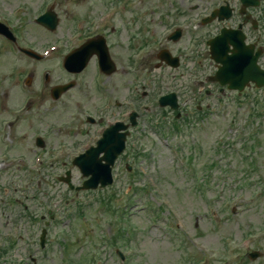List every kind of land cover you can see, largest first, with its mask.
I'll return each instance as SVG.
<instances>
[{"label":"rangeland","instance_id":"rangeland-1","mask_svg":"<svg viewBox=\"0 0 264 264\" xmlns=\"http://www.w3.org/2000/svg\"><path fill=\"white\" fill-rule=\"evenodd\" d=\"M17 3L24 7L19 12L25 15H34L54 4L61 22L58 29L47 31L31 17L21 21L28 29L20 33L24 45L46 53L42 61L12 52L13 48L0 38V45L5 48L0 46V241H5L2 235L7 231L17 235L13 248L0 256V264H31L28 253L36 257L38 264H74L73 261L84 256H98L100 264H121L112 251L117 246L108 245L103 238L107 233L119 236L114 222L123 233L124 230L132 233L126 239L127 247L118 245L126 255V264H189L185 257L199 259L198 264H264V231L260 230L264 224V90L248 92L258 96L261 103L257 104L244 95L237 98L233 92L218 99L216 92L200 98V88H195L196 95L210 110L199 120L190 114L183 118L182 114L175 121L180 124L179 131L171 129L173 115L167 112V122L157 129L154 125L160 123L161 109L150 105L151 100L156 103L159 94L173 89L174 83L168 79L161 85L164 71L158 76L153 70L151 81L140 80L134 89L137 107L145 102L150 109L140 111L136 139L117 160L112 185L79 192L72 199V191L56 177L69 165L49 161L50 157L53 160L58 157L54 149L60 143L55 146L52 142L53 146L44 149L37 169L38 147L34 140L36 135L53 134L56 125H66L65 135L55 132L53 136L56 140L65 139L69 146L85 138L81 135L86 124L81 113H77L78 107L88 105L85 110L91 112L98 101L89 100L90 86L85 75L72 93L52 101L48 88L64 81L67 75L59 70L60 62L49 51V44L59 42L54 37L63 35L62 45H69L68 13L80 15L86 8L100 11L102 1L2 0L1 6L14 17ZM46 68L53 73L47 83L40 78ZM29 73L36 75L26 85L24 79ZM193 73L195 79H203L200 71ZM183 76L187 73L183 72ZM39 85L46 91L43 95L37 94ZM128 93L133 95V89ZM27 97L32 98L33 104L20 114ZM190 100L189 96L180 97L183 106L190 105ZM252 110L263 114L258 116ZM188 118L192 122H187ZM188 155L192 159L187 167L184 158ZM126 163L130 170L126 169ZM70 173L72 183L81 181L76 167L71 165ZM110 194L113 197L108 199ZM127 197L130 202L124 205ZM65 199L69 206L64 205ZM121 207L126 208L123 216L126 222L120 216ZM47 208L63 220L48 229V244L40 250L37 238L43 224L37 219ZM77 211L83 216L75 215ZM28 212L36 217L35 222L28 221ZM17 222H21L19 226ZM71 232L78 244H74L72 263H68L58 241L65 240L68 244L65 233ZM252 250L261 252V256L247 259V252Z\"/></svg>","mask_w":264,"mask_h":264},{"label":"flooded vegetation","instance_id":"flooded-vegetation-1","mask_svg":"<svg viewBox=\"0 0 264 264\" xmlns=\"http://www.w3.org/2000/svg\"><path fill=\"white\" fill-rule=\"evenodd\" d=\"M176 3L170 22L175 23L172 29L180 28L181 36L178 41L185 33L186 40L192 46L207 49L208 40L224 29L223 40L229 50H240L246 59L257 55V64L264 68V0H177ZM213 12H215V16L205 20ZM135 18L132 10L118 11V24L112 28L116 69L112 74L103 77L109 80L114 76L117 93L125 91L124 88H129L128 84L133 82L131 65L135 47L131 42L129 31L132 30V27H137L141 31L146 30L151 34L154 32L153 20H150V23L136 26ZM158 22L163 24L162 29L164 30L170 23L165 19H159ZM143 40L148 45V42L152 41V37ZM143 40L140 41V44ZM178 41H170L168 33H166L160 45ZM121 83H123V88ZM94 86L99 94V89L96 85ZM115 106L118 107L119 115L125 109H121L119 103H115ZM124 119L127 122L128 118ZM99 120H103V118L100 117Z\"/></svg>","mask_w":264,"mask_h":264},{"label":"water","instance_id":"water-1","mask_svg":"<svg viewBox=\"0 0 264 264\" xmlns=\"http://www.w3.org/2000/svg\"><path fill=\"white\" fill-rule=\"evenodd\" d=\"M123 149V141L116 142L113 139L102 143L99 142L98 146L93 151L94 154H97L100 150H103L105 155V163L101 164L100 162H92L91 160L84 161L79 163L81 170L84 172L85 175L90 173V177L84 181L82 188H89V187H96L98 183L101 186H104L107 183L111 182V173H110V166L113 164L117 155ZM68 181V178H66ZM254 257L256 254H251Z\"/></svg>","mask_w":264,"mask_h":264},{"label":"bare ground","instance_id":"bare-ground-1","mask_svg":"<svg viewBox=\"0 0 264 264\" xmlns=\"http://www.w3.org/2000/svg\"><path fill=\"white\" fill-rule=\"evenodd\" d=\"M224 52H230V55L228 56L229 59H233L235 57V52L231 50H225Z\"/></svg>","mask_w":264,"mask_h":264}]
</instances>
